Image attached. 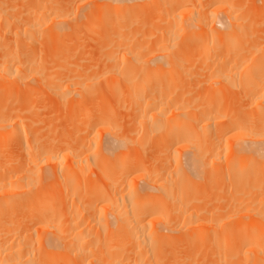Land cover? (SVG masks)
<instances>
[{"label":"bare ground","instance_id":"1","mask_svg":"<svg viewBox=\"0 0 264 264\" xmlns=\"http://www.w3.org/2000/svg\"><path fill=\"white\" fill-rule=\"evenodd\" d=\"M142 1L0 0L16 40L0 53V264H264V38L245 34L264 0ZM148 6L164 25L150 46L137 40ZM82 12L101 28L99 74L61 47L37 64ZM192 72L203 97H184ZM33 84L71 99L61 138L59 122L46 141L28 122Z\"/></svg>","mask_w":264,"mask_h":264},{"label":"rangeland","instance_id":"2","mask_svg":"<svg viewBox=\"0 0 264 264\" xmlns=\"http://www.w3.org/2000/svg\"><path fill=\"white\" fill-rule=\"evenodd\" d=\"M140 1H142V0H139V2ZM143 1H145V0H143ZM142 1V2H143ZM146 1H149V0H146ZM205 1V0H204ZM238 2L240 1V0H237ZM260 1V0H259ZM259 1H255L254 2V0H241L240 2H239V4L242 6V4L244 3L246 6H244L245 8L248 6H253V5H250V4H252L253 2L255 3V4H259ZM263 0H261V3L259 4V5H261L262 6V2ZM238 2H236V3H238ZM242 2V3H241ZM247 2H249L248 3V5H247ZM252 2V3H251ZM161 3H162V1H161ZM253 3V4H254ZM140 4H142L141 2H140ZM144 4V7H146L147 5H145V3H143ZM142 4V5H143ZM163 4V3H162ZM141 5V7H143ZM217 5V4H216ZM215 5V6H216ZM161 6V5H160ZM166 6V5H165ZM165 6H163L162 5V7H165ZM149 8H141V12L140 13H142L141 15H140V23L138 24L139 26L138 27H140V29H142L141 31H139L138 30V35H137V40L140 42H145V44H147L148 45V43L151 41V32H150V30L153 28V29H155V32H156V34L157 33H159V34H161V32H160V30L158 31V29L156 30V28L155 27H157L158 25H156V24H161L160 26H162L163 25V23H160L161 21H155V20H157V15H156V13H155V11H153L152 9V11H150V6H148ZM167 7V6H166ZM201 7V6H200ZM247 7V9L249 10V8ZM209 8H211V7H209ZM244 8V10H242L243 12H244V14H246L245 13V11L247 10V9H245ZM145 9V11H147V12H145V11H143ZM252 9H253V7H252ZM149 10V11H148ZM180 11V10H179ZM178 11V12H179ZM242 11L240 12V13H242ZM86 12V11H85ZM85 12L83 13L82 12V18H83V20L85 19V17L83 16L84 14H85ZM145 12V13H144ZM177 12V13H178ZM249 12V11H248ZM251 12V11H250ZM152 13V14H151ZM154 13V14H153ZM147 14V15H146ZM244 14H242L243 16H244ZM24 15H25V12H24ZM80 15V16H81ZM148 15H150L151 17H152V15H155L154 17L156 18H152V19H154V20H152V19H150L151 17L150 16H148ZM221 15H223V14H221L220 13V16ZM240 15L241 14H239V17H240ZM145 16H147V17H145ZM243 16H242V18H243ZM74 18L76 17L75 15L73 16ZM72 18V17H71ZM78 18H80V17H78ZM148 18H149V21H152V22H150V23H148L149 21H147L148 20ZM241 18V17H240ZM239 18V21H241V19ZM77 19V18H76ZM179 19V18H178ZM181 19V18H180ZM179 19V20H180ZM218 19V18H217ZM77 20H79V19H77ZM82 20V19H81ZM243 20V19H242ZM246 20V21H245ZM247 20H249V18L247 17V18H244V20H243V22H245V23H247ZM76 20H72V19H70L69 21H67V23H66V25H65V29H63L62 30V32L63 33H61V34H63V35H61V37H60V42L58 43V44H56V46H52V44H49L48 42V44L46 43V45L47 46H49V48L46 46L45 48H43L44 47V44L45 43H43V47H42V50H38V51H36V63L37 64H39V62L41 61V59L42 58H44V57H47L48 56V54H49V52H53V50H57V48H59V47H61V49L62 50H64V51H66V52H69L70 53V55L73 53V55L74 56H69V57H71V59H73V60H70V61H73L74 63H75V61H77V62H79V66H80V68L81 67H83L84 65H85V67L87 66V64H88V66L87 67H89V64H94L95 62H96V60H97V58H98V56H99V53L98 52H100V50H101V48H100V45H101V42H102V38H101V28H93L92 27V25H91V23H90V25L88 26V20L86 19V20H84V21H82L84 24L85 23H87V24H82V22H81V26H79V25H76V24H72V22L73 23H76L75 22ZM80 21V20H79ZM87 21V22H86ZM251 21V20H250ZM260 21V20H259ZM144 22V23H143ZM154 22V23H153ZM156 22V23H155ZM165 22V21H164ZM217 21H215L214 23H216ZM242 22V23H243ZM264 23V21H261L260 23H259V25H261V26H259V25H255L254 24V22L252 23L253 25H255V26H249L248 28L247 27H245V28H247L248 29V31L250 30V32H248V33H245V34H249L250 33V35L253 37L254 36V39H256V41H262L263 42V40H261V37H263L264 38V28L262 29V27H264L263 25V23ZM70 23V24H69ZM143 23V24H142ZM146 24V25H145ZM218 24V23H217ZM70 25V26H69ZM245 25V24H244ZM248 24H246V26H247ZM144 26H145V28H144ZM164 26V25H163ZM215 26H216V24H215ZM217 26H219V25H217ZM256 26H258V27H256ZM67 27V28H66ZM256 27V28H255ZM261 29H260V28ZM218 28H220V27H218ZM259 28V29H258ZM139 29V28H138ZM240 29V28H239ZM238 29V30H239ZM246 29V30H247ZM162 30V29H161ZM241 30V29H240ZM245 29L243 30L244 32L246 31ZM262 32H260V31ZM152 31V30H151ZM253 31V32H252ZM255 31V32H254ZM257 31H259V32H257ZM252 32V33H251ZM257 32V33H256ZM253 33H256V34H253ZM48 34H52V32H50V31H44L43 30V28H42V32H40V34L38 35V38H41L42 36H46V35H48ZM141 36H140V35ZM159 34H157L158 36H159ZM244 34V35H245ZM253 34V35H252ZM257 34H259V35H257ZM139 36V37H138ZM259 38H258V37ZM261 36V37H260ZM144 38V39H142V38ZM250 37V36H249ZM252 37H250V40L252 39L253 40V42L255 41ZM140 38V39H139ZM245 38H246V36H245ZM249 39V38H248ZM260 39V40H259ZM16 40L13 38V37H11V36H9V33L8 32H2V31H0V53H2V52H4L5 51V47L2 45V43L3 44H5V45H8L9 46V44L11 43V42H15ZM42 41V40H41ZM256 43H259V42H256ZM72 44V45H71ZM94 44V45H93ZM260 44V43H259ZM259 44L257 45V46H259ZM262 44V43H261ZM260 44V46H262ZM42 45V44H41ZM263 45H264V43H263ZM89 46V47H88ZM146 45H144L143 47H145ZM149 46H150V43H149ZM51 47V48H50ZM87 48H88V50H87ZM96 48H98V49H96ZM99 48H100V50H99ZM257 48V47H256ZM145 49L147 50V49H149L148 47H145ZM99 50V51H98ZM143 50V49H142ZM146 50H143V51H146ZM75 51V52H74ZM78 51H81V52H79V54H76V52L78 53ZM84 51V52H83ZM89 52V54H88V52ZM94 51V52H93ZM150 50H148V52H149ZM87 54H86V53ZM90 52H93L92 54L90 53ZM147 51L144 53V54H146L147 55V53H148ZM68 53V54H69ZM93 54H95V55H93ZM97 54H98V56H97ZM149 54V53H148ZM78 55V56H77ZM85 55H87V57L85 56ZM91 56V58L89 57V56ZM93 55V56H92ZM146 55H144V56H146ZM74 57V58H73ZM84 57V58H83ZM0 58H1V56H0ZM51 60V62L49 63V64H51L52 62H53V60L54 61H57V63H58V60H60V61H62V63H64L63 61H64V59L63 60H61L62 58L60 57V59H59V57L57 58V57H48V61H50ZM88 59H89V61H88ZM99 59V58H98ZM90 60H91V62H90ZM93 60H95V61H93ZM81 62H82V66H81ZM56 63V64H57ZM61 63V62H60ZM74 63H72L71 64V62H69V64H71V68H72V66L74 65ZM97 63H98V65H100L99 63L100 62H98V60H97V62H96V65H97ZM53 64H54V62H53ZM56 64H54V65H56ZM59 64V63H58ZM69 64H67V65H69ZM77 64V63H76ZM102 64V63H101ZM152 64V63H151ZM156 64V63H155ZM52 65V64H51ZM78 65V64H77ZM98 65L95 67H93V69L95 70H93L94 71V74H95V72L96 71H98L97 69H101V66L102 65H100V67L99 68H97L98 67ZM57 66V65H56ZM91 66V65H90ZM52 67H53V65H52ZM58 67V66H57ZM70 67V66H69ZM74 68L76 67L75 65L73 66ZM86 67V68H87ZM56 68V67H55ZM73 68V69H74ZM77 68V67H76ZM79 68V67H78ZM79 68V70H81V69H83V71H84V67L83 68H81L80 69ZM90 68V67H89ZM97 68V69H96ZM195 67H193L192 69H194ZM88 69V68H87ZM91 69H92V67H91ZM90 69V70H91ZM192 69H190V70H192ZM195 70H197L196 68H195ZM82 71V70H81ZM92 71V72H93ZM101 71V70H100ZM193 71V70H192ZM190 72V71H189ZM191 73V72H190ZM190 73H189V75H190ZM193 74H194V72H192ZM93 74V73H92ZM99 74V71L97 72V75ZM193 74H191L192 75V77H191V75L188 77V79L187 80H189L190 79V81H193V83H191L190 81H189V84H188V82L187 81H185V83H186V85H185V83H184V81H183V83H180V85L181 84H184L183 86H181V87H184V89H186L188 86V88L186 89V93H185V90L183 89L182 91L186 94V95H184V93H182V94H180V91H178V93H179V95H184V97L186 98V96L187 97H189L190 96V98L191 97H197L198 98V93L203 97V90L201 91V89H202V87L203 86H205V84H202V85H200V84H198V86L196 85V83H197V80L196 79H198V75L196 76V73L193 75ZM193 76L196 78H193ZM203 79V77H200L199 76V79ZM103 78H101V80H102ZM192 79V80H191ZM194 79V80H193ZM104 80V79H103ZM26 82V81H25ZM29 82V81H28ZM28 82H26V83H23V84H21V83H19L22 87H24V86H26V85H28L27 83ZM102 82V81H101ZM194 82H195V84H194ZM104 83V81L102 82V84ZM32 84V83H31ZM105 84V83H104ZM35 87H37V89H38V91H39V96L40 97H38V98H36V99H34V102H35V105L33 106V110L31 109V111L29 110V111H26L25 113H26V116L28 115V122H29V119L30 118H32L31 120H30V124L32 123V125L35 127V128H38L37 129V131H38V133H37V136H39L43 141H46L45 139H50V135L51 134H53L52 132L54 131V128L56 127V123L57 122H59V123H57V125L58 124H60L59 126H61V128H59V130L57 131V134H56V132H54V136H58L57 138H61L65 133H66V129L67 128H70V126H71V121H70V118H69V115H67L66 116V114H63L66 110L69 112L70 110H71V104H70V100H69V98H68V100L67 101H65L64 99H62V98H60L59 96H56V94L54 95V94H51V93H53V91L52 90H48V89H46V88H42V86H41V88L40 87H38V86H36L35 84H33ZM202 86L201 87V89H200V86ZM103 86V85H102ZM105 86V85H104ZM107 86V85H106ZM193 86H194V88L196 89V91H195V89H194V91L197 93V95L195 96V94L196 93H194V91H193ZM197 86V87H196ZM218 86H219V84H218ZM238 86H240V85H237V88H238ZM180 87V89H182ZM191 87V88H190ZM199 87V91H198V88ZM205 87H207V84H206V86ZM205 87H203V88H205ZM233 87V86H232ZM231 87V88H232ZM241 87V86H240ZM18 88V87H17ZM16 88V92H17V89ZM178 88V87H177ZM210 88V87H209ZM230 88V90H232L233 92H236L237 93V95H238V92L237 91H234V89L235 90H237V88L235 87H233V89H231ZM24 88H22L21 90H20V92H23L24 90H23ZM36 89V90H37ZM191 89H192V91H191ZM208 88H205L204 90H207ZM240 89H242V87L240 88ZM238 90V91H242L243 89H245L244 90V92L246 91V89H248V88H246V87H244L243 86V89L242 90ZM15 90V89H14ZM18 90V91H19ZM178 90H179V88H178ZM187 90H190V92L193 94L194 93V96L191 94V93H189V91L187 92ZM12 92L11 93H9V94H11V96H15V97H13V98H15L16 99V101H20L21 102V104L22 103H24V104H26L27 102H33L32 100H31V98H30V96L31 95H27V92H26V94H21L20 93V95L22 96H20V98H19V96L17 97L16 95H18V94H14L13 95V93L15 92V91H13V90H11ZM37 91V92H38ZM202 92V93H201ZM189 93V94H188ZM235 93V94H236ZM241 93V92H240ZM240 93H239V95H240ZM234 94V95H235ZM243 94V93H242ZM58 95V94H57ZM200 95H199V97H200ZM204 95H205V93H204ZM244 95H245V93H244ZM10 96V95H9ZM10 96V97H11ZM241 96V95H240ZM27 97H29V98H27ZM58 97H59V99L61 100H59L58 99ZM201 97V98H202ZM242 97H244V96H242ZM13 98H12V101H15V99L13 100ZM18 98H19V100H18ZM23 98V99H22ZM41 98V99H40ZM124 98V97H123ZM25 99H27V100H25ZM44 99V100H43ZM124 100V99H123ZM123 100H122V102H123ZM125 100H127V97H126V99ZM241 100V99H240ZM20 102H17L18 104L20 103ZM60 102H62L61 104H60ZM64 102H66V103H68L69 105H65L66 103H64ZM120 102V101H119ZM125 102V101H124ZM128 102V101H127ZM2 102L0 101V104H1ZM111 103V105L112 106H114V110L116 111L117 110V108H115L116 106L118 107L119 105H121L120 103L118 104V102H116L115 101V105H113L114 103L113 102H110ZM110 103H109V107H110ZM113 103V104H112ZM21 104H19V105H21ZM23 104V105H24ZM56 104H58V105H56ZM124 104V103H123ZM128 104V103H127ZM23 105H21V106H23ZM125 106H126V104H124ZM69 106H71V107H69ZM106 106H108V105H106ZM106 106H104V108H103V110L105 109V107ZM125 106H123V108H126L127 106V108H129V109H126L127 110V112H125L126 110H124L123 108H122V110L120 111V108L117 110V113H115L116 115L117 114H120V112H122L123 110H124V113H122V115L124 116V118H125V120H127V118H129V119H131L132 117V112L129 114V112L131 111V107H129V104L125 107ZM65 107H67L66 109H64ZM121 107H122V105H121ZM8 109H10V110H12L10 107H7ZM59 108H60V110H59ZM98 107H94V109H97ZM113 108V107H112ZM131 108V109H130ZM65 110V111H64ZM106 110H107V108H106ZM105 110V111H106ZM60 111V112H59ZM66 111V112H67ZM118 111H120V112H118ZM68 112H67V114H68ZM33 113V115L31 116L30 114H32ZM38 114V115H37ZM59 114V115H58ZM76 114H78L77 112H76ZM127 114H129V115H127ZM37 115V116H36ZM60 115H62V116H60ZM122 115H119L120 117H123ZM131 115V116H130ZM58 116H60L59 118H58ZM118 116V117H119ZM127 116H129V117H127ZM30 117V118H29ZM57 117V118H56ZM66 117H67V119H66ZM131 117V118H130ZM61 118V119H60ZM63 118V119H62ZM65 118V119H64ZM35 119V120H34ZM58 119H60V120H58ZM120 119V122L119 121H117V120H119ZM122 119L123 118H112V120L114 121V120H116L119 124L122 122ZM128 119V120H129ZM56 120V121H55ZM69 120V121H68ZM124 120V121H125ZM127 120V121H128ZM32 121V122H31ZM53 121V122H52ZM122 122V126H120V127H122V128H119L120 130H118L117 132L118 133H120V132H124L122 129H123V127H128V126H125L124 124H125V122ZM130 121V120H129ZM50 123H51V125H50ZM65 123H66V127H65ZM124 123V124H123ZM127 123V122H126ZM129 123V122H128ZM62 124V125H61ZM119 124H118V126H119ZM124 125V126H123ZM130 125H131V122H130ZM38 126V127H37ZM54 126V127H53ZM62 128H63V130H62ZM65 128V129H64ZM131 128V127H130ZM129 128V129H130ZM126 129V128H125ZM53 130V131H52ZM64 130H65V132H64ZM128 130V129H127ZM126 130V131H127ZM61 131V132H60ZM58 133H59V135H58ZM62 133H63V135H62ZM44 134H45V136H46V138H45V136H44ZM49 134V135H48ZM52 135V136H53ZM62 135V136H61ZM66 135V134H65ZM31 139V138H30ZM116 152L118 151V150H115ZM213 202H215V201H213Z\"/></svg>","mask_w":264,"mask_h":264}]
</instances>
